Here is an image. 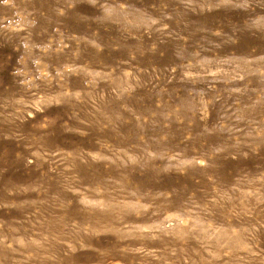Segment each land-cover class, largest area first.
Segmentation results:
<instances>
[{
	"label": "rangeland",
	"instance_id": "rangeland-1",
	"mask_svg": "<svg viewBox=\"0 0 264 264\" xmlns=\"http://www.w3.org/2000/svg\"><path fill=\"white\" fill-rule=\"evenodd\" d=\"M263 96L264 0H0V264H264Z\"/></svg>",
	"mask_w": 264,
	"mask_h": 264
},
{
	"label": "bare ground",
	"instance_id": "bare-ground-1",
	"mask_svg": "<svg viewBox=\"0 0 264 264\" xmlns=\"http://www.w3.org/2000/svg\"><path fill=\"white\" fill-rule=\"evenodd\" d=\"M118 19L120 20L121 19V17L120 16H118ZM247 69H249V66H247L246 67ZM251 95V94H250ZM250 95H248V97L250 96ZM227 100L229 99V96L227 95L226 97H225ZM181 100L179 101V100H177V102L179 103V104H181L183 107H184V105H185V101H184V99L183 98H180ZM227 100H224V101H227ZM262 100H264V96L262 97V98H260L259 99V101L258 102H254L253 103V105H257L260 101H262ZM150 103H152V99L150 100ZM221 105H223V104H216V107H219V106H221ZM264 116V112H263V114H261V112L260 111H254V112H243V113H241V114H239V119H245V118H251V119H254V120H259V116ZM183 117V118H194V116H191V114H187V111H186V108H182V109H180L179 111H177V112H175V113H171V112H168L165 116H163L161 113H156V115H155V118H166L170 123H174V121H175V119H176V117ZM247 116H249V117H247ZM264 124V122H261V123H258V125L262 128V125ZM153 136H155V135H153ZM229 149H231V148H229ZM227 153H230L229 151H227V152H219V155H218V157H220V156H225V154H227ZM121 183L123 184V188H127L126 186L128 185V182H126V181H124V180H122L121 181ZM126 185V186H125ZM141 187H142V185H140L138 188H139V190L141 189ZM139 190H134L133 192H131L130 193V195L128 194L127 196H126V198H124V200H126V201H123V202H129V201H131L132 200V198L135 196V195H137L138 194V191ZM185 189H184V191L182 192V197H179V196H176V197H174L173 198V200L170 202V204L168 205V206H166L164 209H170L171 207H173V206H177L183 199H185ZM243 197H245V196H243ZM122 210V208L121 207H118V211H121ZM158 211H160L161 212V214L164 212L163 210H158ZM118 215H120V213H118ZM184 215H186L185 213H183V212H179V217H183ZM107 216H105V218H106ZM204 227H205V225H201L200 226V229L201 230H203L204 229ZM121 235V234H120ZM203 236V235H202Z\"/></svg>",
	"mask_w": 264,
	"mask_h": 264
}]
</instances>
